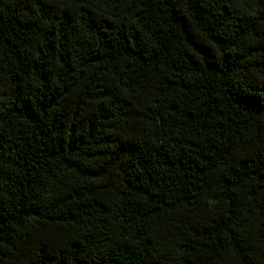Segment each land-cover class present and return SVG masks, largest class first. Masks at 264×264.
Segmentation results:
<instances>
[{"label": "trees", "instance_id": "trees-1", "mask_svg": "<svg viewBox=\"0 0 264 264\" xmlns=\"http://www.w3.org/2000/svg\"><path fill=\"white\" fill-rule=\"evenodd\" d=\"M0 264H264V0H0Z\"/></svg>", "mask_w": 264, "mask_h": 264}]
</instances>
